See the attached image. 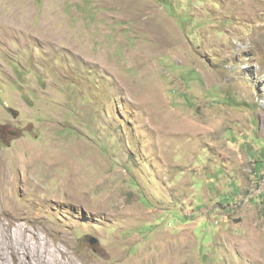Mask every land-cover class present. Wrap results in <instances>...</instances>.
Here are the masks:
<instances>
[{
  "label": "rangeland",
  "instance_id": "1",
  "mask_svg": "<svg viewBox=\"0 0 264 264\" xmlns=\"http://www.w3.org/2000/svg\"><path fill=\"white\" fill-rule=\"evenodd\" d=\"M0 158L50 264H264V0H0Z\"/></svg>",
  "mask_w": 264,
  "mask_h": 264
},
{
  "label": "bare ground",
  "instance_id": "2",
  "mask_svg": "<svg viewBox=\"0 0 264 264\" xmlns=\"http://www.w3.org/2000/svg\"><path fill=\"white\" fill-rule=\"evenodd\" d=\"M31 157L28 158L29 162ZM5 162L0 158V227L11 235L10 256L16 264H50L47 261L50 249H52L53 254L65 256L66 253L62 251L63 249L61 250L59 245V243H62L60 235H58L57 243L53 246L46 237L36 232V230L32 231L30 227L21 225L23 220L30 214V211L18 208L15 197L20 190L23 191L24 188L26 190L32 187V183L29 179L21 180L19 172L12 173L10 166ZM36 256L39 257L38 262L34 259ZM7 257L9 258V255ZM79 262L80 260H73L71 264H79Z\"/></svg>",
  "mask_w": 264,
  "mask_h": 264
},
{
  "label": "water",
  "instance_id": "3",
  "mask_svg": "<svg viewBox=\"0 0 264 264\" xmlns=\"http://www.w3.org/2000/svg\"><path fill=\"white\" fill-rule=\"evenodd\" d=\"M91 244H92V245H96V244H98V240H97L96 238H92V239H91Z\"/></svg>",
  "mask_w": 264,
  "mask_h": 264
},
{
  "label": "trees",
  "instance_id": "4",
  "mask_svg": "<svg viewBox=\"0 0 264 264\" xmlns=\"http://www.w3.org/2000/svg\"><path fill=\"white\" fill-rule=\"evenodd\" d=\"M257 166H258V165H257ZM257 170H258V171H257L258 173H262V171H263V170H262V171H260V169H257Z\"/></svg>",
  "mask_w": 264,
  "mask_h": 264
}]
</instances>
